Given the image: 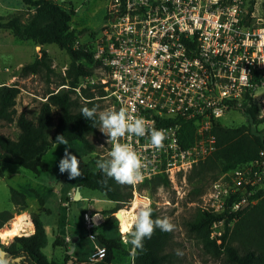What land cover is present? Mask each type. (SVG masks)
<instances>
[{
    "label": "built area",
    "instance_id": "obj_1",
    "mask_svg": "<svg viewBox=\"0 0 264 264\" xmlns=\"http://www.w3.org/2000/svg\"><path fill=\"white\" fill-rule=\"evenodd\" d=\"M81 49L92 56L91 74L54 94L72 90L81 103L98 102V112L123 108L143 117L147 129L165 133L160 149L150 146L147 133L120 138L144 164L143 180L132 185L136 189L192 169L216 151L215 126L264 76V9L258 13L247 0H106L102 26L76 42L73 50ZM185 123L195 128L188 149L180 142ZM107 140L99 129L91 137L96 155L105 159ZM75 196V189L68 192L70 201ZM203 200L202 211L234 222L245 206L264 200V151L211 182ZM83 217L94 243L88 262H101L107 250L93 229L94 219L103 217L90 211ZM211 230V238L222 243L225 220Z\"/></svg>",
    "mask_w": 264,
    "mask_h": 264
},
{
    "label": "trees",
    "instance_id": "obj_2",
    "mask_svg": "<svg viewBox=\"0 0 264 264\" xmlns=\"http://www.w3.org/2000/svg\"><path fill=\"white\" fill-rule=\"evenodd\" d=\"M28 8L25 21L20 16L13 15L7 19L0 17V29L9 31L14 37L22 41H32L36 46L56 45L66 52L70 65L66 75L60 81L63 85L75 87L79 79L90 75L92 56L84 50L74 51L77 41L82 39L87 31L78 32L72 29L71 23L75 16L74 9H65L55 0H22ZM264 9V2L262 3ZM83 48V46H82ZM85 62L87 66L82 64ZM53 64L48 52L41 50L40 55L21 70V76H37L54 74ZM260 85L258 79L255 80ZM49 91L46 101L42 104L37 119H29L24 113L17 116V99L20 89L16 86L0 85V121L14 123L16 121L20 134L16 140L0 135V170L1 163L18 165L36 175L47 172L48 164L44 158L55 145L58 136L65 135L70 142H80L91 153L96 152L91 143V137L97 134L99 122L83 118L82 108H99L98 102L81 103L72 90L62 89L59 93ZM251 92L245 95L242 111L248 118L250 125L240 128H226L218 122L214 128L217 139V148L211 157L198 166L199 173L218 171L224 174L238 167L244 166L259 157L264 151V133L253 131V127L264 124V115H259V108L253 102ZM55 112L57 123L55 124ZM195 141V128L191 123H185L180 132V142L183 148L188 149ZM101 158L98 154L94 158L96 163ZM87 170L77 183V188L97 191L115 204L114 208L105 211L107 216L104 225L117 223L114 217L119 211L129 208L134 197L132 185H121L115 180L107 178L99 169ZM97 167V166H96ZM196 169V170H197ZM141 185L151 187L155 193L159 186H170L167 177H159ZM11 201L21 210L28 209L27 196L11 188ZM43 206V199L39 198ZM152 209V218H159L155 207ZM35 232L30 236L16 237L12 243L2 246L8 257L21 258L22 264H69L67 255L63 263L48 259L43 253L46 243V232L37 213H29ZM14 218L8 211L0 212V229ZM225 220V234L222 243L217 244L211 238L212 226L215 222ZM97 228L93 229L96 232ZM115 238L108 239L99 235V242L106 247L107 254L103 261L92 264H114L116 252L126 248L121 241L118 231ZM189 232L198 237L205 246L212 247L219 257H225L226 264H264V200H260L253 207H247L240 212L237 221L229 215H213L198 209L193 220L189 223ZM172 241L171 232L155 229L151 239L144 241L143 249H136L133 253L132 264H174V257L169 251ZM61 238H57L55 246H60ZM88 261V260H87Z\"/></svg>",
    "mask_w": 264,
    "mask_h": 264
},
{
    "label": "rangeland",
    "instance_id": "obj_3",
    "mask_svg": "<svg viewBox=\"0 0 264 264\" xmlns=\"http://www.w3.org/2000/svg\"><path fill=\"white\" fill-rule=\"evenodd\" d=\"M247 2L258 13L263 12L262 3L264 0H247ZM56 3L65 9L77 10L79 8L78 13L73 17L71 27L78 32L87 31L82 37L83 42L86 41L87 34L100 28L104 22L106 0H57ZM28 12L29 10L22 0H0V17L7 19L17 15L25 21ZM41 50L48 52L52 60L54 74L21 76L22 68L26 64L32 63L40 55ZM70 62L69 55L54 44L45 47L36 46L32 41H22L14 37L11 32L0 29V85H16L20 89L16 106V119L21 113H24L33 121L37 119L40 108L46 101V94L49 91H56L61 86L60 81L65 77ZM81 63L87 66L85 62ZM259 81V87L252 90V97L254 104L259 108V115L263 116V75L259 78ZM56 123L57 114L55 112ZM221 124L226 128L248 127L250 122L242 111V103L239 106L237 105L234 111L222 117ZM253 131L264 133V124L253 127ZM19 134L20 130L16 121L10 124L0 121V135L16 140ZM70 146L72 147L70 150L82 159L80 165L82 173L87 165H96L94 161L96 152H89L82 143L77 141L70 143ZM66 147L63 144H55L48 151L44 161L48 164L49 170L40 175H36L18 165L1 163L0 212L8 211L14 216L2 229L9 228L19 215L25 216L30 222L31 219L28 213H37L40 215L46 231V243L43 249L45 256L50 260L63 263L66 256L69 255L72 259L69 264H85L93 247L92 241L89 239L90 232L87 230L83 217V211L88 209V202L70 201L68 198L69 188L76 190V182L82 175L75 180H70L67 173H60L58 164L64 156ZM199 164L192 169H186L172 175L169 179L171 185L168 187L161 185L153 194L150 186L138 185L129 208L122 211L129 212L136 204L135 213L138 215L137 213L146 206L155 207L160 219L168 218L170 220L175 226L171 231L172 241L169 247V251L174 257V264H226L223 254L218 257L212 247L205 246L198 237L189 232V223L195 217L198 209H201L205 204L203 199L210 183L222 175L218 171L199 173L197 169ZM92 169L94 168L92 167ZM11 188L27 196L28 209L26 211L21 210L12 203ZM91 195L101 197L99 192ZM39 198L44 199L43 206L40 205ZM256 204H251L249 207ZM106 207L107 205L103 204L102 208ZM98 210H101V208H98ZM114 217L117 220L115 224L118 226L119 220L115 214ZM67 218L69 222L66 221ZM102 222L104 221L102 220ZM113 229V226L105 227V234L110 235ZM131 230H134V225L131 227L130 232ZM58 232L62 236L70 237L72 240L67 247L54 245ZM130 232L127 234L129 237ZM119 234L123 242L124 235L121 231ZM16 237L20 236H15L6 243H3L0 239V245L6 246L12 243ZM74 240L78 241L74 242ZM133 253L134 249L131 244H127L125 249L117 252V264H132ZM0 261L3 264H22L14 261L8 255Z\"/></svg>",
    "mask_w": 264,
    "mask_h": 264
},
{
    "label": "clouds",
    "instance_id": "obj_4",
    "mask_svg": "<svg viewBox=\"0 0 264 264\" xmlns=\"http://www.w3.org/2000/svg\"><path fill=\"white\" fill-rule=\"evenodd\" d=\"M83 118L91 121L99 122V130L107 137V143L111 145L108 153V159H99L96 161L97 168L110 179L124 185H133L143 180L142 169L144 167L141 157L129 143H121L120 138L127 135L129 138L145 137L146 133L150 146L160 149L164 147L166 139L163 130L155 128L147 129L146 121L143 117H133L129 115L125 109L119 111L105 110L98 112L96 107L89 109L84 107L81 110ZM55 144H63L65 148L64 156L59 160V171L61 174L67 173L70 180H75L83 173L81 170V158H78L70 149V142L65 138V135L58 136ZM120 222V231L125 233L123 242L131 244L134 250L143 249L144 241L151 239L155 229H160L163 232H171L174 225L168 218L153 219L152 209L145 207L141 210L134 222V230H131L130 237L127 235L130 231L129 225L123 216H118ZM0 264H3L0 261Z\"/></svg>",
    "mask_w": 264,
    "mask_h": 264
},
{
    "label": "crops",
    "instance_id": "obj_5",
    "mask_svg": "<svg viewBox=\"0 0 264 264\" xmlns=\"http://www.w3.org/2000/svg\"><path fill=\"white\" fill-rule=\"evenodd\" d=\"M78 10H79V8L77 9V10H75V14L76 13H78ZM76 16V15H75ZM87 170H89V171H93V169H92V166H90V165H87L85 168H84V172H83V174H82V176L80 177V179L76 182V185H77V183L82 179V177L84 176V174H85V172L87 171ZM73 188H69V190H68V192L70 191V190H72ZM76 192H77V189L75 190ZM95 193H97L96 191L95 192H93V191H88L87 189H80V199H79V202L80 201H84V202H88V209L87 210H85V211H83V215H84V213L86 212V211H90V212H92V213H98L99 215H101L102 217H103V219H94V222H95V228H97V231L95 232V234L97 235V236H99V235H103V236H105L106 238H108V239H111V238H115L118 234H117V232L116 231H118V233L120 232L119 230H120V227H118L120 224H118V226H116L117 224H111V225H104V222H102V220L103 221H105V218L107 217V216H105L103 213L105 212V211H108V210H111V209H113L114 208V206H115V204L113 203V202H111V201H109L103 194H101L100 192H99V195L101 196V197H99V196H92L91 194H95ZM76 197V196H75ZM69 198V197H68ZM43 202L45 203V201H44V199H43ZM103 204H106L107 205V207L106 208H102L103 207ZM97 206V207H96ZM87 208V207H86ZM98 208H101V210H98ZM28 215H29V213H28ZM30 216V215H29ZM69 219L67 218L66 219V221L67 222H69L68 221ZM43 223V222H42ZM119 223V222H118ZM30 224L32 225V227H30L29 228V231H30V235H33L34 234V232H35V229H34V226H33V224L31 223V221H30ZM108 226H113L114 227V229H113V232L110 234V235H106L105 234V231H104V229H105V227H108ZM45 227V226H44ZM59 231H60V229H58ZM46 232V231H45ZM130 232V231H129ZM129 234V233H128ZM29 235V236H30ZM120 235V234H119ZM123 235H126L125 233H123ZM57 238H61L62 239V242L60 243L61 245L60 246H63V247H67L71 242H72V240L70 239V237H66V236H62L61 234H59V232H58V234H57V236H56V239ZM77 242L78 240H74V242ZM92 246L94 247V243L92 242ZM93 247L91 248V251H92V249H93ZM125 249V248H124ZM90 251V252H91ZM118 252V251H117ZM117 252H116V258H117ZM69 256V255H68ZM47 257V256H46ZM70 257V256H69ZM48 258V257H47ZM72 261V259H71V257H70V261L69 262H71ZM86 262V261H85ZM81 263H84V262H81ZM74 264V263H73ZM85 264H92V263H90V262H86ZM114 264H117V261L115 260V262H114Z\"/></svg>",
    "mask_w": 264,
    "mask_h": 264
},
{
    "label": "bare ground",
    "instance_id": "obj_6",
    "mask_svg": "<svg viewBox=\"0 0 264 264\" xmlns=\"http://www.w3.org/2000/svg\"><path fill=\"white\" fill-rule=\"evenodd\" d=\"M135 211H136V204H134V207L132 208V210H129V212L119 211L115 215L117 217L123 216L129 225V229H131V227L134 225L135 218L137 217ZM30 227H32V225L27 220V218L25 216L19 215L14 219V221L11 223V226L9 228L0 229V239L2 240L3 243H6L7 241H11L15 236H20V237L29 236Z\"/></svg>",
    "mask_w": 264,
    "mask_h": 264
},
{
    "label": "water",
    "instance_id": "obj_7",
    "mask_svg": "<svg viewBox=\"0 0 264 264\" xmlns=\"http://www.w3.org/2000/svg\"><path fill=\"white\" fill-rule=\"evenodd\" d=\"M80 199V188H77V192H76V197H75V201H79ZM247 206H245L246 208ZM32 223V221H31ZM6 252L3 250L2 246L0 245V260H3L6 256ZM14 261L20 263L21 262V258H16L14 259Z\"/></svg>",
    "mask_w": 264,
    "mask_h": 264
}]
</instances>
